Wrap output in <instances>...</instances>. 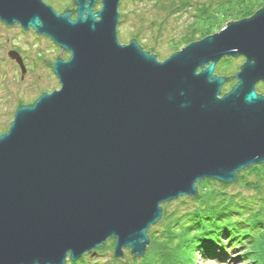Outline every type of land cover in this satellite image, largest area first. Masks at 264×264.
Masks as SVG:
<instances>
[{"label":"water","instance_id":"obj_1","mask_svg":"<svg viewBox=\"0 0 264 264\" xmlns=\"http://www.w3.org/2000/svg\"><path fill=\"white\" fill-rule=\"evenodd\" d=\"M119 3L72 0L58 12L0 0L1 22L61 49L50 63L59 87L19 102L0 134V264H65L108 239L115 258H138L163 203L264 163V4L159 60L119 40ZM239 56L232 77L214 74Z\"/></svg>","mask_w":264,"mask_h":264},{"label":"rangeland","instance_id":"obj_2","mask_svg":"<svg viewBox=\"0 0 264 264\" xmlns=\"http://www.w3.org/2000/svg\"><path fill=\"white\" fill-rule=\"evenodd\" d=\"M44 1L58 12H62L67 7L74 8V5L71 4L72 0ZM121 1L122 0H120V2ZM184 1L186 0L123 1L124 8L128 11L123 26V34L127 39L119 38V40L122 43H126L129 41L130 36L137 34L138 43H140L145 50L154 53L159 60H163L189 42L220 30L227 21L237 20L242 16L248 15L246 13L247 10H238L237 3H234L233 7L229 8L231 11H226V13L224 7L220 6L218 9L224 15L222 19L223 24L221 25L216 18L206 19L204 16L196 17L198 13H196L193 8H181L177 11L176 9L178 6ZM198 2L205 4L207 0H187V2L183 4V7L194 6L195 3ZM263 4L264 0H255L248 11L253 14L254 11ZM99 6L100 3L97 2L94 10H97ZM183 35L184 37L179 40L178 38ZM10 51H15L20 55L26 69L25 73H21L19 65L8 55ZM59 52H61L60 47L48 37L39 35L32 29L22 30L18 24L6 25L0 21V134L7 131L15 108L19 102L23 104L31 103L42 92H49L59 87L58 80L52 68L46 66V64L42 62V59L53 62ZM68 56L69 53L67 51L63 52V59H67ZM243 60V56L228 58L226 60L225 58H221L216 64V71L219 69L220 73L232 74L239 69ZM234 82L235 81L232 80L230 83L233 84ZM230 86V84H228L226 88L224 86L222 91L229 89ZM256 91L264 94V85L260 88L256 87ZM258 165L260 166L262 164ZM238 183L239 184L235 183V181L228 182L226 184L227 191L237 192L240 190L242 194L248 196L249 189L241 187L240 184L244 185L243 182ZM217 184L218 183L215 182L209 184L204 181L197 189L205 195L211 189L215 188V186L217 187ZM177 201L180 202L177 198L165 202L166 204L163 203V210H168V212L175 211L176 213L182 210V205L185 203L180 202L178 204ZM158 222L151 225L150 228L156 230L161 229L162 226H158ZM223 237L226 236L223 235ZM227 237L229 238V236ZM111 240H107L102 245L101 251H99L98 248L95 250L96 255L89 257V264H95L96 262L98 264L131 263L133 256L127 249H124V256L118 259L119 262L111 263L114 247V245L110 247V244H112V242H110ZM231 243L236 245L234 240H231ZM218 245L219 243L214 242V245L211 243V246L216 247ZM223 249L227 251V258L216 257V255L221 252L219 248H216L213 255H208L207 257L195 253L193 264H252V260L255 258V256L247 258V255H245L246 247L236 246V248L234 247V249L229 250L230 248L228 245L223 247ZM99 252L102 253V255H99ZM86 258H88V256ZM155 258L156 257L149 252L147 255L144 254L136 260H139L141 264H153ZM95 260L97 261L95 262ZM67 262L68 260L65 264H67Z\"/></svg>","mask_w":264,"mask_h":264},{"label":"trees","instance_id":"obj_3","mask_svg":"<svg viewBox=\"0 0 264 264\" xmlns=\"http://www.w3.org/2000/svg\"><path fill=\"white\" fill-rule=\"evenodd\" d=\"M123 1L125 0L120 2V17L117 29L119 38L127 39L123 34V26L128 11L127 9L125 10ZM254 1L207 0L205 4L198 2L194 6L183 7V4L187 2L186 0L176 10L193 8L198 13L196 17L204 16L206 19L216 18L222 25L224 15L218 9L220 6L224 7L226 13V11H231L229 8L233 7L234 3H237L238 10H247L246 13L248 15L241 17L243 18L252 14L248 10ZM182 37L184 35L178 39L180 40ZM131 38H135L138 41L137 34L130 36L129 40ZM215 73L232 77L235 72L229 75L220 73L219 69L216 71L215 66ZM232 80L234 79L229 80L223 87L225 86L226 88L230 84V89L235 83L231 84ZM263 85L259 83L256 87L260 88ZM204 181L209 184L213 182L218 183V188L215 186V188L205 195L199 190L196 196H182L180 199L178 198L180 202L185 204L182 205V210L177 213L175 211L168 212V210H163L162 220L160 219V222H158V226L161 225L162 228L159 230L149 228L150 243L147 245L146 253L144 254L147 255L151 252L156 257L153 264H193L195 253L207 257L208 255H213L216 248H219L221 251L216 257L227 258V251L223 247L229 245V250L234 249V247L236 248V246L246 247L245 255H247V258L255 256L252 264H264V163L260 166L253 165L237 173L235 183L239 184L238 182H243L244 185H240L242 188L249 189L248 196L242 194L240 190L229 192L226 189L227 183L209 178L198 181L197 188ZM180 202L177 201L178 204ZM223 235L226 237H223ZM231 240H234L236 245L232 244ZM110 242H112L110 247H113L114 240ZM214 242L219 243V245L216 247L211 246V243L214 245ZM102 245L99 246V251H101ZM127 250L129 252V249ZM99 255H102V253L99 252ZM87 256L88 258H86ZM89 257L90 254L87 253L75 261L68 260L67 264H89ZM132 258L130 264H141L139 260H136L138 258ZM118 259L113 256L112 252L111 263L119 262ZM95 264L98 263L96 262Z\"/></svg>","mask_w":264,"mask_h":264},{"label":"flooded vegetation","instance_id":"obj_4","mask_svg":"<svg viewBox=\"0 0 264 264\" xmlns=\"http://www.w3.org/2000/svg\"><path fill=\"white\" fill-rule=\"evenodd\" d=\"M225 58H233V57H225ZM50 63H51V62H48L49 66H50Z\"/></svg>","mask_w":264,"mask_h":264},{"label":"clouds","instance_id":"obj_5","mask_svg":"<svg viewBox=\"0 0 264 264\" xmlns=\"http://www.w3.org/2000/svg\"><path fill=\"white\" fill-rule=\"evenodd\" d=\"M214 74H216V73H215V69H214Z\"/></svg>","mask_w":264,"mask_h":264}]
</instances>
